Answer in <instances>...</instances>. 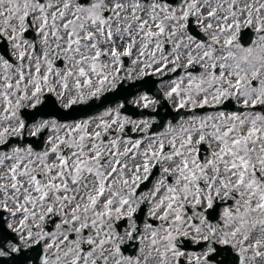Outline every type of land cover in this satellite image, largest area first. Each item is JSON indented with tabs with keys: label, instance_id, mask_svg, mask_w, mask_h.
<instances>
[{
	"label": "snow or ice",
	"instance_id": "1",
	"mask_svg": "<svg viewBox=\"0 0 264 264\" xmlns=\"http://www.w3.org/2000/svg\"><path fill=\"white\" fill-rule=\"evenodd\" d=\"M0 264H264V0H0Z\"/></svg>",
	"mask_w": 264,
	"mask_h": 264
}]
</instances>
